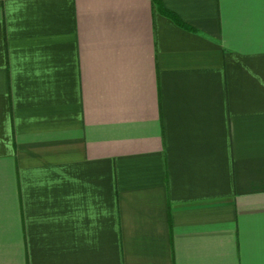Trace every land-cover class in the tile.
I'll return each instance as SVG.
<instances>
[{
    "label": "crops",
    "instance_id": "1",
    "mask_svg": "<svg viewBox=\"0 0 264 264\" xmlns=\"http://www.w3.org/2000/svg\"><path fill=\"white\" fill-rule=\"evenodd\" d=\"M161 2L0 0V264H264V0Z\"/></svg>",
    "mask_w": 264,
    "mask_h": 264
},
{
    "label": "trees",
    "instance_id": "2",
    "mask_svg": "<svg viewBox=\"0 0 264 264\" xmlns=\"http://www.w3.org/2000/svg\"><path fill=\"white\" fill-rule=\"evenodd\" d=\"M160 8H162V2H161V0H153ZM163 11L166 13V14H168V15H170V16H172L175 20H176V22H178L179 24H181V25H184L183 23H182V21H180V19L176 16V15H173L172 13H170V12H168V11H165V9L163 8Z\"/></svg>",
    "mask_w": 264,
    "mask_h": 264
}]
</instances>
